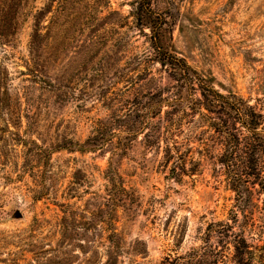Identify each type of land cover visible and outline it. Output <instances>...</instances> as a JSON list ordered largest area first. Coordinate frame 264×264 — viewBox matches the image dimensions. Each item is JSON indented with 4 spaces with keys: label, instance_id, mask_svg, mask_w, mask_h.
Listing matches in <instances>:
<instances>
[{
    "label": "rangeland",
    "instance_id": "obj_1",
    "mask_svg": "<svg viewBox=\"0 0 264 264\" xmlns=\"http://www.w3.org/2000/svg\"><path fill=\"white\" fill-rule=\"evenodd\" d=\"M147 1L165 48L219 93L264 109V0H0V26L4 12L15 20L0 40V264H160L236 211L222 139L201 105L151 114L150 83L163 99L177 93L135 21ZM46 3L35 69L59 95L28 71L33 17ZM100 136L102 147L84 146ZM261 200L255 188L259 245Z\"/></svg>",
    "mask_w": 264,
    "mask_h": 264
},
{
    "label": "trees",
    "instance_id": "obj_2",
    "mask_svg": "<svg viewBox=\"0 0 264 264\" xmlns=\"http://www.w3.org/2000/svg\"><path fill=\"white\" fill-rule=\"evenodd\" d=\"M50 12V4L46 3L33 17L28 44V71L41 84L42 89L59 95L61 88L46 76L42 78L35 69L38 68L41 52L48 45L49 29L43 27V21ZM2 18L1 44L11 39L15 22L14 18L7 19V12L3 13ZM135 21L137 26L148 29L151 49L155 53L152 61L168 72L177 93L171 100L163 99L161 95L164 89L156 83H150L147 88L149 98L152 102L156 98L158 100L150 107L151 114H155L163 104L176 110L180 106H195L199 103L209 115L207 119L210 129L222 139L223 149L219 163L224 168L235 195L236 211H231L229 219L225 221L209 224L199 247L184 254L168 255L160 264H264V243L259 245L258 240L255 241L252 232L256 229V223L248 212L253 204L255 188L262 196L261 211L264 212V109L249 105L233 93H219L211 79L200 75L183 58L165 48L161 38L164 21L153 13L148 1L145 9L140 6L135 10ZM183 94L186 97H182ZM194 94H198L199 98L194 99ZM60 96L63 97L62 94ZM1 100L3 103V98H0V103ZM106 138L94 137L87 140L84 146H89L90 150L100 148ZM71 146L76 145L71 142L66 148ZM80 148L82 152L84 147ZM118 240L114 233L109 236L111 253L115 247L119 248Z\"/></svg>",
    "mask_w": 264,
    "mask_h": 264
},
{
    "label": "water",
    "instance_id": "obj_3",
    "mask_svg": "<svg viewBox=\"0 0 264 264\" xmlns=\"http://www.w3.org/2000/svg\"><path fill=\"white\" fill-rule=\"evenodd\" d=\"M20 217H21L20 213H18V212L15 213V215H14V218H15V219H19Z\"/></svg>",
    "mask_w": 264,
    "mask_h": 264
}]
</instances>
